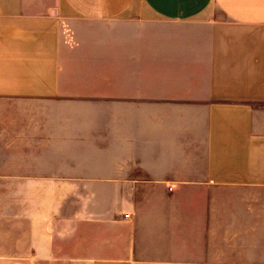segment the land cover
Masks as SVG:
<instances>
[{"label":"crops","instance_id":"obj_1","mask_svg":"<svg viewBox=\"0 0 264 264\" xmlns=\"http://www.w3.org/2000/svg\"><path fill=\"white\" fill-rule=\"evenodd\" d=\"M0 177V264H264V0H0Z\"/></svg>","mask_w":264,"mask_h":264},{"label":"rangeland","instance_id":"obj_2","mask_svg":"<svg viewBox=\"0 0 264 264\" xmlns=\"http://www.w3.org/2000/svg\"><path fill=\"white\" fill-rule=\"evenodd\" d=\"M32 179V178H31ZM22 180L21 177H0V232L6 231L7 220L11 221L13 216L21 215L22 208ZM32 184V183H31ZM75 195L77 197H75ZM79 194L63 193V208L65 212L68 210L79 208L80 203ZM72 196L74 199L71 200ZM37 194L30 193V199H36ZM70 197V200H69ZM77 198V199H76ZM73 202V203H71ZM77 202V203H76ZM11 227V226H10ZM20 260V258H18ZM68 258H63V262L66 263Z\"/></svg>","mask_w":264,"mask_h":264},{"label":"built area","instance_id":"obj_3","mask_svg":"<svg viewBox=\"0 0 264 264\" xmlns=\"http://www.w3.org/2000/svg\"><path fill=\"white\" fill-rule=\"evenodd\" d=\"M125 218H129V215H128V214H126V215H125Z\"/></svg>","mask_w":264,"mask_h":264}]
</instances>
